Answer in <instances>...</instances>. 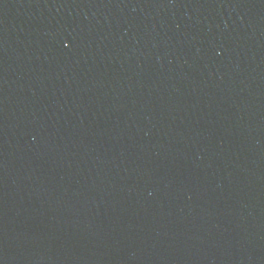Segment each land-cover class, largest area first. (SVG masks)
Wrapping results in <instances>:
<instances>
[{
  "label": "water",
  "instance_id": "95a60500",
  "mask_svg": "<svg viewBox=\"0 0 264 264\" xmlns=\"http://www.w3.org/2000/svg\"><path fill=\"white\" fill-rule=\"evenodd\" d=\"M0 264H264L211 0H0Z\"/></svg>",
  "mask_w": 264,
  "mask_h": 264
}]
</instances>
